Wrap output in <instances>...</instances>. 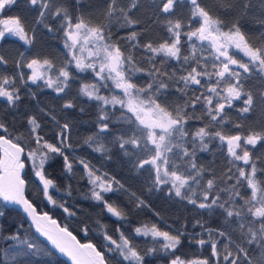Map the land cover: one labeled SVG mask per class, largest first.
I'll return each mask as SVG.
<instances>
[{
	"label": "snow or ice",
	"instance_id": "snow-or-ice-1",
	"mask_svg": "<svg viewBox=\"0 0 264 264\" xmlns=\"http://www.w3.org/2000/svg\"><path fill=\"white\" fill-rule=\"evenodd\" d=\"M17 0H0V17L6 9L12 8ZM32 7H39V16L46 15L51 18V23L45 25L47 31L53 37H59L62 41V48L66 62L62 67L56 68L53 61L44 58V53H39L32 58L26 68L31 70L27 80L38 85L42 82L44 87L53 89L58 95L66 94L69 84L76 76L90 72L93 77L92 83H84L80 88V93L100 104V129L101 134L109 133L111 116L108 107L119 106L122 110L121 120L127 121L128 130L118 133L115 142L121 151L129 156L134 167L143 170H151V186L154 190L168 189V194L181 199L199 209H214L219 207L226 213V217H238L240 220L250 221L247 224V231H244L246 224H241L242 243L251 245L259 244L264 247V180L257 181L258 175L264 176V168L258 169L256 162L252 159L248 146L253 148L258 142H264V134H248L242 136L239 133L240 126L236 125L237 134L222 135L216 132L210 136L205 127H200L194 133H189L186 129L187 120L195 117L197 106L204 107L207 118L210 122L219 124L224 119L225 109L232 107L234 100L242 98L241 89L244 81L253 72L261 74L264 79V46H256L249 42L242 32L238 22L231 25L220 19H214L209 11L200 6L198 0H190L194 7L191 13L193 19L199 18V26L187 32L185 28L191 25L183 24L180 19L175 23L168 21L167 33L169 39L158 46H153L149 42L142 47L151 55L162 54L166 58H173L183 64V71L176 81L182 84L180 92L187 89H200V95H195L188 99L185 107L192 109V116L181 109L169 111L168 107L161 102L159 93L167 90L168 83L165 82L167 74L162 73L160 68L155 67L149 72L150 76L159 74L146 87H138L133 83V77L138 69L133 63L134 57L126 55L128 44L138 47L137 33L132 32L125 37L114 38L111 27V18L123 15L122 10L117 8V0H110L108 6L109 23L90 26L91 20L84 13L80 15H70L67 8L56 7L55 0H28ZM180 0H160L159 11L166 16L175 14L176 5ZM60 21L55 25V21ZM131 23V21H125ZM39 23V21H37ZM0 40L7 35L17 37L24 44L34 46L36 34L34 29L20 16L0 18ZM227 29V30H225ZM31 31V35H30ZM182 35L186 38V43L190 49L188 56H182L181 43ZM127 41L128 44H122ZM123 49V50H122ZM230 49H236L244 53L248 62L237 60L230 54ZM207 55H203V53ZM0 63H6L3 56H0ZM211 64V71L209 70ZM25 67L22 61L17 62V68ZM49 72H55L53 79ZM21 72L18 77H0V97L6 98L10 106H14L20 100L19 89L15 87L17 79H22ZM120 95L111 97L102 95V91L116 92ZM245 106L241 109L247 113L253 105V95L244 93ZM264 99V94L261 95ZM65 108L73 107L71 101L66 102ZM220 117V120H217ZM30 142L36 145L35 150L25 152V148L19 142H13L11 133L5 122L0 121V198L5 202L20 205L27 217L31 218L36 233L46 237L54 249L60 254L70 258L71 264H148L147 257L163 250L171 253L175 258L170 260V264H210L207 258L193 259L185 261L175 256V251L182 244V236L185 233L172 229L161 230L156 224L151 227H136L134 232L137 236L151 237L156 247L139 250L131 243L120 229L117 238L105 233V251H100L93 243H80L67 227H60L57 221L52 219L48 212L42 214L37 211L36 206L25 196V180L21 171L25 168L22 155L30 158L32 166L36 169L35 176L42 182V192L48 201L54 205L57 203L51 195L49 188L53 186V180L46 178L45 166L54 157L60 156L64 161V168L67 172H73V162L66 152L72 149L71 144L66 143L69 124L59 125L56 143L49 142L41 134L43 129L37 123L36 117L28 118ZM125 137H128L125 139ZM206 138L218 139L221 146H226L227 156L233 162H242L246 167H238L235 174L236 183L229 190V204H235L236 198L240 197L237 188L246 184L251 191V198L244 202L242 210H233L226 207L225 203H220L222 192H215L214 181L209 179L207 187L200 196L193 191V185L200 186L202 177L197 165L193 162L196 145L199 144L202 150H207ZM186 139H190L192 150L183 147ZM91 143H95V140ZM179 140L181 143L174 145L173 141ZM107 151V149H97V151ZM242 153V154H241ZM146 156L148 158H142ZM178 161V163H177ZM78 165L86 170V177L90 185L88 197L106 208L107 213L120 219L125 217L121 210L106 199L108 194L118 190H123V185L114 177L107 174L97 175L99 169L93 170L89 163L79 160ZM231 178V177H230ZM71 179V176H70ZM114 185L116 187H114ZM192 193L195 198H190L186 194ZM71 196V191L68 192ZM200 200L201 202H197ZM65 213L70 216L74 212L62 204ZM145 206L143 200L136 204L137 209ZM158 215V214H157ZM199 223V222H197ZM260 227L256 228L255 225ZM201 227H203L201 225ZM175 232L176 234H172ZM22 226L16 234L5 236L0 232V239L7 244L6 248L0 249V264H24L28 260H39L43 255L36 241L23 236ZM209 235H219L224 233H209ZM250 237V238H248ZM200 246L209 244L212 252L211 256L215 264H241V259L245 264H251L248 253L244 247L233 245L236 255L227 253L220 255L217 242L211 239H199ZM231 243V241H230ZM107 253V255H106Z\"/></svg>",
	"mask_w": 264,
	"mask_h": 264
},
{
	"label": "trees",
	"instance_id": "trees-1",
	"mask_svg": "<svg viewBox=\"0 0 264 264\" xmlns=\"http://www.w3.org/2000/svg\"><path fill=\"white\" fill-rule=\"evenodd\" d=\"M198 2L201 7L210 12L214 19H220L229 25L238 22L251 44L264 46V0H198ZM109 3L110 0H55L56 7L67 8L70 15L84 13L91 20L90 26L109 23ZM159 5L160 0H117V8L122 10L123 15L111 18V31L114 38L125 37L132 32L137 33L138 47H133L127 41H121L122 44H128L125 54H131L134 57L133 63L138 69L134 74L133 83L138 87H146L154 78H158L159 74L149 75L155 65L161 69L162 73L167 74L165 82L168 83V88L159 93L161 102L168 107L169 111L181 109L182 113L186 111L191 117L192 109L185 107V103L191 97L200 95V89H187L184 93L180 92L179 89L183 85L176 81L181 75L186 74L183 71V64L173 58H166L162 54L153 56L142 46L149 42L153 43V46H158L167 41L169 20L175 23L177 19H180L183 24H190L191 28L183 29L187 32L198 27L200 19L191 17L195 9L190 4V0H180V3L176 5L175 14L171 16L162 14L159 11ZM39 12L40 8L30 6L28 0H17L16 4L6 9L0 17L20 16L36 34L34 46L26 45L18 38L9 35L0 41V56H3L6 61V63H0V77H18L21 72L23 73V78L17 79L15 83V87L19 89L20 100L14 106H10L6 98L0 97V121L6 123L11 138L21 143L26 153L36 148V145L30 142V126L27 122L29 117L37 118V123L43 129L41 134L52 143H56L57 134L60 131L58 124H69L68 139L65 142L72 146L66 154L73 162V172L66 171L63 158L60 156L54 157L45 166L46 178L53 180L49 195L57 202L55 205L44 196L42 182L35 176L36 169L32 166L31 159L24 156L26 194L38 209L48 211L58 219L60 224L71 229L81 241L93 242L100 251H105V233L117 238L119 235L117 229H120L141 251L156 247L151 237H144L142 234L137 236L134 232L136 227L143 229L145 226L151 227L152 224H156L161 230L176 229L185 233L182 236L181 246L175 251V256L185 261L207 258L210 264H215L210 245L200 246L197 243L199 239H211L217 242L221 256L227 253L235 256L236 249L233 245H238L246 249L251 264H264V247L259 244L248 245L241 240L240 225L246 224L244 228L246 232L250 221L240 220L235 216L226 217V213L219 207L199 209L188 203L187 199L175 197L174 194L169 195L167 188L159 191L152 188L151 170L149 168L140 170L134 167L129 156L121 151L115 142L116 134L127 131L129 127L127 121L120 119L122 110L119 106L115 108L107 106L108 112H114L115 115L111 116L109 133L99 132L100 104L80 93L84 83L93 82L90 72L76 76L69 84L66 94L59 95L53 89L44 87L42 82H38L39 86H37L27 80L31 70L26 68V64L39 53H44V58L51 59L56 68L62 67L66 62L61 39L53 37L45 27L52 22L51 18L47 15L41 18ZM125 21H131V23ZM59 23L60 21H55V25L58 26ZM181 43L182 56H188L190 49L183 35ZM203 55L206 56L207 53ZM231 55L241 62H248V58L241 52L234 51ZM19 61H22L25 67L18 69ZM209 70L211 71V64H209ZM48 75L55 79L57 74L49 72ZM241 92L242 98L234 100L232 107H226L224 119L219 124L210 122L205 108L197 106L195 117L187 120V131L194 133L200 127H205L210 136L216 132L232 135L237 134L236 125H239V133L242 136L264 134V99H261V95L264 94V79L261 78V74L253 72L246 78ZM244 93H251L254 101L247 113L241 111L245 106L244 100L247 98L243 95ZM101 94L111 97V95L119 96L120 92L119 90L102 91ZM68 101L72 102L73 107H64ZM217 120L219 121L220 117H217ZM90 138L96 142L91 143ZM180 143L179 140L173 141L174 145ZM205 143L207 150H202L199 144L195 146L193 162L197 165L202 180L200 186L193 185V191L202 196L207 187V181L211 179L214 181L215 192L223 193L220 196V203H225L226 207H231L234 211L242 210L244 202L251 198V191L246 184L237 188L240 197L236 198L235 204L227 202L230 200L229 190L236 183L237 168L246 166L242 162H233L228 158L226 146L222 147L218 139L206 138ZM182 146L187 147L189 151L192 150L190 139H186ZM97 149H107V151H97ZM248 150L257 168H264V142H258L254 148L248 146ZM142 158L148 157L142 156ZM79 160L89 163L93 170L99 169L97 175L107 174L123 185V190L108 194L106 199L121 210L124 219L107 213L105 207L88 197L90 185L85 178L86 170L78 165ZM246 170L250 172V168L246 167ZM256 179L264 180V176L258 175ZM69 191L71 196L68 195ZM186 195L195 198L192 193ZM141 200L145 202V206L137 209L136 204ZM61 204L70 208L74 215L65 213L63 208L58 206ZM21 226L23 236L36 241L44 253L39 260H28L24 264H69L34 233L26 217L18 209L7 206L0 199V232L5 236L14 235ZM255 227L259 228L260 225L256 224ZM221 232L225 234L223 237L209 235V233ZM172 234L176 233L172 232ZM6 247L7 244L0 239V249ZM173 258L175 257L171 253L160 250L147 257V261L148 264H170ZM112 264H116V261L113 260ZM221 264H223L222 261ZM241 264H245L243 259Z\"/></svg>",
	"mask_w": 264,
	"mask_h": 264
},
{
	"label": "water",
	"instance_id": "water-1",
	"mask_svg": "<svg viewBox=\"0 0 264 264\" xmlns=\"http://www.w3.org/2000/svg\"><path fill=\"white\" fill-rule=\"evenodd\" d=\"M0 134H2V133H0ZM13 142H16V141H13ZM22 146V145H21ZM23 147V146H22ZM21 159L22 160H24V156L22 155V157H21ZM24 162H25V160H24ZM25 171H26V167L21 171V175H22V177L24 178V174H25ZM25 180V179H24ZM26 182V181H25ZM26 188H27V184H25V196L32 202V200L27 196V194H26ZM2 201H3V199L2 198H0ZM7 206H11V207H14V208H16V209H18L25 217H26V219H27V221L30 223V225L32 226V229H33V231H34V233L40 238V239H42L43 241H45L48 245H49V247L52 249V250H54L61 258H63V259H65L69 264H71V261H70V258H68L67 256H65L64 254H60L59 252H58V250H56V249H54V247L51 245V243L49 242V241H47V239H46V237H43V236H41V235H39V234H37L36 233V230H35V227H34V225L31 223V218L30 217H27V215L23 212V209H22V207L20 206V205H16V204H13V203H9V202H5V201H3ZM33 203V202H32ZM34 204V203H33ZM34 206H36L35 204H34ZM36 208H37V211L39 212V213H43V212H48V211H46V210H41V209H38V207L36 206ZM48 214H49V216L52 218V219H54V220H56L57 221V224L60 226V227H66V226H64V225H62V224H60L59 223V221H58V219L56 218V217H54V216H52L49 212H48ZM68 228V227H67ZM69 229V228H68ZM69 231H71L72 233H73V235L74 236H76V238H77V240L80 242V243H82V244H85V243H93V242H91V241H81L78 237H77V235L71 230V229H69ZM94 244V243H93ZM99 250V249H98Z\"/></svg>",
	"mask_w": 264,
	"mask_h": 264
},
{
	"label": "rangeland",
	"instance_id": "rangeland-1",
	"mask_svg": "<svg viewBox=\"0 0 264 264\" xmlns=\"http://www.w3.org/2000/svg\"><path fill=\"white\" fill-rule=\"evenodd\" d=\"M0 28L2 29L3 28V26L2 25H0ZM9 36H11V37H15V36H12V35H9ZM15 38H17V37H15ZM1 41V40H0ZM234 51H238V52H241V51H239V50H236V49H230V54H232V52H234ZM242 54H244L243 52H241Z\"/></svg>",
	"mask_w": 264,
	"mask_h": 264
},
{
	"label": "bare ground",
	"instance_id": "bare-ground-1",
	"mask_svg": "<svg viewBox=\"0 0 264 264\" xmlns=\"http://www.w3.org/2000/svg\"><path fill=\"white\" fill-rule=\"evenodd\" d=\"M25 167H26V163H25ZM26 172V171H25ZM25 175V174H24ZM29 223V222H28ZM30 224V223H29ZM31 226V225H30ZM32 227V226H31Z\"/></svg>",
	"mask_w": 264,
	"mask_h": 264
}]
</instances>
